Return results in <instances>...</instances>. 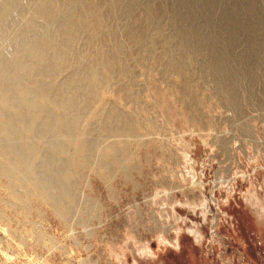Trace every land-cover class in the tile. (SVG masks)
<instances>
[{"label": "rangeland", "instance_id": "1", "mask_svg": "<svg viewBox=\"0 0 264 264\" xmlns=\"http://www.w3.org/2000/svg\"><path fill=\"white\" fill-rule=\"evenodd\" d=\"M131 6L111 21L119 38L144 22L146 32H163L145 40L155 49L194 50L199 119L180 102L177 80L159 78L158 64L123 57L135 78L133 101L116 96L126 80L117 74L100 95L139 113L142 138L154 139L130 145L139 167L132 181L115 175L110 194L96 174L85 175L91 189L77 177L79 201L95 208L81 214L75 205L67 223L37 196L14 200L0 179V264H264V0ZM147 46L140 47L150 55ZM217 61L227 71L223 87L204 69Z\"/></svg>", "mask_w": 264, "mask_h": 264}, {"label": "bare ground", "instance_id": "2", "mask_svg": "<svg viewBox=\"0 0 264 264\" xmlns=\"http://www.w3.org/2000/svg\"><path fill=\"white\" fill-rule=\"evenodd\" d=\"M135 2L0 0V179L6 180L14 200L37 196L69 223L75 205L81 214L95 208V202L79 201L77 177L91 189L85 175L96 174L110 194L115 175L131 180L132 170L139 167L130 145L145 146L153 138H142L139 113L108 106L100 95L117 74L126 80L116 96L133 101L135 78L123 57L142 66L158 64L159 78L177 80L180 102L190 118L199 119L194 50L186 44L171 55L165 47L155 49L153 37L163 32H146L144 22L125 31L126 39L119 38L111 21ZM151 15L143 20L149 29ZM148 38L154 42H146ZM144 42L150 55L140 47ZM223 68L218 61L204 68L213 70L219 87L227 84ZM22 207L28 208L25 203Z\"/></svg>", "mask_w": 264, "mask_h": 264}]
</instances>
